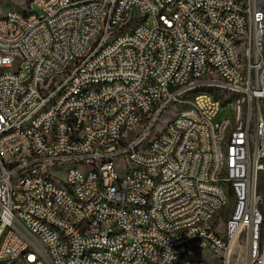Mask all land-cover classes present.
<instances>
[{
    "label": "built area",
    "instance_id": "obj_1",
    "mask_svg": "<svg viewBox=\"0 0 264 264\" xmlns=\"http://www.w3.org/2000/svg\"><path fill=\"white\" fill-rule=\"evenodd\" d=\"M20 8L0 16V264H177L184 250L213 251L221 264H264V0H34L31 15ZM133 18L141 29L126 33ZM198 40L207 43V63H200ZM237 44L244 57L252 54L253 80L233 70ZM14 58L20 71H11ZM209 83H221V92L206 91ZM229 92L244 95L245 110L227 153L230 168H221L219 139L231 117L214 118L224 104L237 107L226 102ZM52 95H61L60 104L51 105ZM165 107L176 108L174 125L142 152ZM145 110L156 118L140 139L126 141ZM68 162L78 172L67 174L72 191L60 192L54 169ZM134 162L146 171L132 172ZM117 163L127 170L117 171ZM85 166L99 167V175L82 177ZM116 173H125L121 188L113 187ZM147 173L155 181H145ZM227 182L241 191L231 223L214 218L226 201L218 183ZM49 197L90 216L93 235L59 219ZM132 203H144V211H130ZM41 217L56 227H42ZM204 217H212L211 227L198 225ZM189 221H197L194 231ZM58 228L71 232L72 249L58 241ZM14 245L28 254L6 263Z\"/></svg>",
    "mask_w": 264,
    "mask_h": 264
},
{
    "label": "bare ground",
    "instance_id": "obj_2",
    "mask_svg": "<svg viewBox=\"0 0 264 264\" xmlns=\"http://www.w3.org/2000/svg\"><path fill=\"white\" fill-rule=\"evenodd\" d=\"M29 3V11H20V15H31L34 9V0H27ZM248 0H240V3H247ZM18 11V10H9ZM9 11L4 17H9ZM133 12L135 14H144L143 5H133ZM160 14H167V6H160ZM141 29V18H133L132 21L127 22L126 33H136ZM115 36H122V29H115ZM197 48L200 53V63H207V43L205 40L197 41ZM244 53V44H237L235 48V63H233V70H244V79L253 80L255 76V67H247V61H252V54ZM8 54H15V46H8ZM21 70V58H14V62L11 63V71ZM206 91L221 92V83H209L206 84ZM189 96H201V89H189ZM226 102H233L236 108H233V116L228 123L224 124L223 133L219 139L220 146V160L221 168H230V159L227 157L229 153L230 143L236 136L238 130V123L243 122V115L245 110L244 95L238 92L225 93ZM61 102V95H52L51 105H58ZM171 107H165L164 113L159 116L158 122L153 123V128L142 143V152H150L155 148L160 137L163 136L164 131H167V127H172L175 123L176 115L165 126L163 132H161L156 138L152 139V134L156 129L161 117ZM180 109H191V101H180ZM45 115V108H38L36 110V117H43ZM148 118H156V110H145V116H137L134 121V129L131 131H125L126 141H133L134 139H140L141 134H145V129L148 126ZM90 126V116H83L82 127ZM53 133H60V126H53ZM73 163L75 162H68ZM126 170H127V163ZM122 170V169H121ZM124 169V171H126ZM117 171L118 167H117ZM146 163L134 162L132 163V172H145ZM78 164L71 168L67 174L77 173ZM92 175H99V167L97 166H85L82 170V177H91ZM157 178H164V165H157ZM145 181H155V173L145 174ZM121 184H125V173H116V177L113 179V187L121 188ZM52 187H58L60 192L72 191V184L69 183V175L66 180H62L58 177L52 178ZM219 192H224L226 201L225 206H217L214 209V218L225 213L231 207L233 201V208L231 215L226 216L225 223H231L233 219V213L237 211L241 203V191L239 187L234 186V182L218 183ZM49 204L54 212L57 213L59 219H67L70 222L76 223L77 233H84L86 235H93V226L90 224V216H84V212H76L73 207L65 206L63 202L59 201L58 197H49ZM103 206H110V199H103ZM120 199L112 198V207H119ZM130 211H144V203H132L130 204ZM42 227H56V220L49 219L48 217H41ZM212 217L198 218V225L200 227H211ZM107 228L118 229L117 221H107ZM197 228V221H189L187 223V231H194ZM56 238L63 244L65 249H72V235L66 228H58L56 231ZM19 254H28V247H21V245H14V247L7 250L6 263H15ZM199 255V251L196 250H184V257H181V262L177 264H207L203 259H199L196 256Z\"/></svg>",
    "mask_w": 264,
    "mask_h": 264
},
{
    "label": "rangeland",
    "instance_id": "obj_3",
    "mask_svg": "<svg viewBox=\"0 0 264 264\" xmlns=\"http://www.w3.org/2000/svg\"><path fill=\"white\" fill-rule=\"evenodd\" d=\"M21 6L20 11H29V3L27 0H1L0 1V16L4 17L9 10H18V7ZM152 19L149 20L151 23ZM233 108L230 104H224L221 106L219 113L214 118L215 122H221L222 120L233 116ZM176 115V108L171 107L169 110L165 112V114L161 117L156 129L152 134V139L156 138L161 132H163L165 126L169 124V122ZM75 167V164L68 163L67 166L63 167V171L61 169H54V176L66 180L68 171ZM117 167L119 171L126 170L125 163H117ZM122 169V170H121ZM233 208V201L231 202V207L225 213L221 214L219 218L224 217V223L226 222V216L231 215V211ZM198 239L192 240L191 245H197ZM203 242L209 245L207 239H202ZM199 259H203L207 262V264H221V262H217V260L213 259V251H201V257L196 256Z\"/></svg>",
    "mask_w": 264,
    "mask_h": 264
}]
</instances>
